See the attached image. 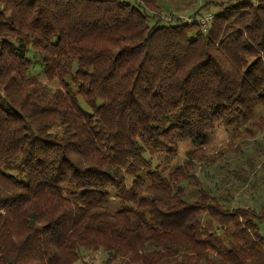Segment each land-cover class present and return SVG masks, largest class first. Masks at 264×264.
<instances>
[{"label":"trees","instance_id":"trees-1","mask_svg":"<svg viewBox=\"0 0 264 264\" xmlns=\"http://www.w3.org/2000/svg\"><path fill=\"white\" fill-rule=\"evenodd\" d=\"M174 1L0 0V264H264L254 159L193 160L264 130V0Z\"/></svg>","mask_w":264,"mask_h":264},{"label":"rangeland","instance_id":"rangeland-1","mask_svg":"<svg viewBox=\"0 0 264 264\" xmlns=\"http://www.w3.org/2000/svg\"><path fill=\"white\" fill-rule=\"evenodd\" d=\"M124 1L134 4V0ZM187 2L188 1L182 0L167 2V6L170 8V12L187 18L188 16L186 14L189 13L188 10L190 9V6H187ZM207 11L216 13L219 11V8L210 7ZM162 15L168 16L166 12ZM153 21L154 20H152L151 23ZM261 116L264 117V107H259L257 109L256 120H262ZM194 150L195 148L192 142L181 141L173 155H158L154 157V167L158 168L157 170L162 177H166L178 166L184 165L188 157V152ZM202 150L203 152L200 153L195 150L198 153V158L195 157L193 159L197 164V174L205 169V164L211 162V166L208 167L207 171L212 172L216 177H220L222 173V171H220V166L224 165L225 162H229L230 167L233 169L240 166L243 162H246L248 165L247 160L253 158L257 167L256 177L253 178L252 181L257 182V190L254 192L255 195L252 198L250 194H246L237 196V199L241 202L251 204L252 206L260 203L264 204V130L261 132L257 131L255 137H248L246 133H243L236 127L227 128L220 126L210 135L206 146ZM218 156L220 157L219 160ZM222 160L224 162H222ZM218 161H221V163H217ZM209 180L210 179L207 178V182ZM108 205L113 209H119V204L113 194L110 197ZM106 255L107 254L103 251L84 252L82 254V259L78 260L75 264H84V262L90 264H105Z\"/></svg>","mask_w":264,"mask_h":264}]
</instances>
